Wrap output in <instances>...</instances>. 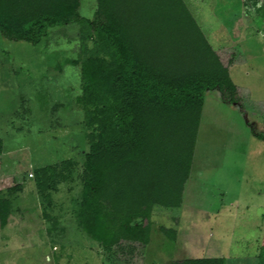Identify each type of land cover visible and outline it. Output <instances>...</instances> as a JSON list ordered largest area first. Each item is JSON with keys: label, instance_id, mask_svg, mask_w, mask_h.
<instances>
[{"label": "rangeland", "instance_id": "obj_1", "mask_svg": "<svg viewBox=\"0 0 264 264\" xmlns=\"http://www.w3.org/2000/svg\"><path fill=\"white\" fill-rule=\"evenodd\" d=\"M227 67L242 105L205 90L181 204L154 207L152 233L136 251L104 252L75 225L87 150L78 67L77 24L48 30L31 45L0 35V196L10 210L0 226V264H165L223 257L256 264L264 244V11L243 0H182ZM94 0H79L91 17ZM90 47L91 43L87 42ZM243 111V113L241 112ZM56 176L40 194L33 171ZM174 229L170 240L159 227ZM140 248V247H139Z\"/></svg>", "mask_w": 264, "mask_h": 264}, {"label": "trees", "instance_id": "obj_2", "mask_svg": "<svg viewBox=\"0 0 264 264\" xmlns=\"http://www.w3.org/2000/svg\"><path fill=\"white\" fill-rule=\"evenodd\" d=\"M243 2L264 11V0ZM78 6L79 0H0V35L35 45L50 28L77 24L78 57L65 62L78 67L74 98L88 146L75 225L104 252L122 243L141 250L154 207L181 204L205 90L216 88L222 102L242 105L227 67L182 0H94L91 17ZM55 174L52 165L34 169L40 194ZM9 210L0 196V226ZM159 230L174 239V229ZM255 258L264 264V244ZM165 264L226 263L218 256Z\"/></svg>", "mask_w": 264, "mask_h": 264}]
</instances>
